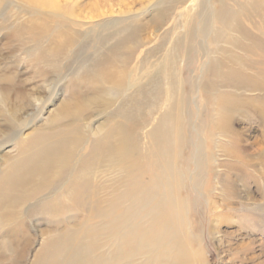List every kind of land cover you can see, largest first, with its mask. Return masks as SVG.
Returning a JSON list of instances; mask_svg holds the SVG:
<instances>
[{"label":"bare ground","instance_id":"6f19581e","mask_svg":"<svg viewBox=\"0 0 264 264\" xmlns=\"http://www.w3.org/2000/svg\"><path fill=\"white\" fill-rule=\"evenodd\" d=\"M186 1L173 0L176 6ZM214 1L218 4L217 9L202 11L203 7L194 13L195 16L187 15L181 21H175L174 28L180 27L182 34L173 36L169 49L167 47L162 54V63L159 61V69L153 71L149 63L140 75L146 78L145 85L151 88H139L134 92L137 96L130 99L131 107L126 110L119 107L115 111L122 121L118 122L115 130L106 132V136L114 134L116 143H105L102 136H97L84 154L78 148L85 131L80 127L83 125L81 119L92 108L90 103L101 99L110 102L104 95L91 98L92 102L74 100L75 108L71 112L65 105L58 109L54 119L59 114L76 118L74 126L68 130V137H60L63 140L55 141V144L43 143V135L36 132L30 139L17 141L19 155L31 146L36 147L31 148L24 158L21 159V155L4 166L0 177V220L4 218L1 209L11 205L18 207L35 198L56 179L60 180L63 171L70 173L59 193L69 204L65 210H76L83 216L82 220L69 226V230L65 227L48 239L41 249L44 250L43 256L39 258L37 254L38 259L33 264H138L136 261L139 258L143 261L141 264H164L171 258L174 242L182 245L178 256L186 258L179 264L195 261L202 254L203 248H196L189 238L191 222L187 211L194 200L190 189L199 187L203 195L208 194L209 175L213 172L215 161L212 149L230 155L227 146L240 142V131L235 123L248 122L252 113L264 123V105L255 106L252 102L253 98L262 95L264 85V22L245 21L235 9L240 7L239 0ZM250 2L247 4L252 15L262 16L264 20V0ZM36 4L53 7L51 0ZM166 17L168 15L161 19ZM253 22L257 24H254L257 31L251 29ZM127 27L119 28L114 34L122 33ZM64 39L63 46L67 48L72 39ZM131 39L132 45L126 47L117 69L113 68L116 56L112 55L116 52L112 49H116L125 38H118L111 48H107L110 51L106 58L109 70L105 66L88 70L83 78L86 89L93 88L99 92L104 89L101 86L108 83L116 97L125 96L128 82L126 66L132 61L135 48L141 45L135 34ZM237 48L245 56L238 55ZM58 49L60 46L49 53L50 57H59ZM41 53L36 57L40 63L47 59L45 52ZM203 56L206 60L201 62ZM143 60L147 61V57L142 58L139 65ZM44 69L38 66L41 73L38 75H43ZM194 69H198L196 75L193 74ZM130 78L136 81L137 76L133 73ZM0 88L6 89L5 86ZM0 93L5 94L6 91ZM194 93L204 100L196 110L190 102ZM142 102L145 104L141 105ZM191 104L193 107H190ZM142 106L146 108L145 115L151 112L159 115L154 124L140 134L147 141L133 143L135 129L141 131L150 123L140 115L144 113ZM201 109L204 116L200 117ZM182 110H186L187 118L180 121ZM20 126V122L12 118L7 124L10 132ZM191 131L197 135L196 153L193 162L184 164V158L175 148L186 134L191 136ZM133 151L135 154H131ZM261 173L264 176V166ZM232 186L233 183L228 181L223 189L232 192ZM208 209L206 231L214 238L215 215L210 207ZM10 214L7 216L9 219L16 218V214ZM144 215L153 216L155 223L140 229L138 225ZM165 215L168 225L162 222ZM172 223H177L173 229L170 228ZM178 260L180 257H173L168 263L177 264Z\"/></svg>","mask_w":264,"mask_h":264},{"label":"rangeland","instance_id":"374dc122","mask_svg":"<svg viewBox=\"0 0 264 264\" xmlns=\"http://www.w3.org/2000/svg\"><path fill=\"white\" fill-rule=\"evenodd\" d=\"M51 1L53 7L41 6L28 0H0V86L6 88H0V92L6 91L5 94L0 93V177L9 161L21 155L20 158H24L31 148L36 147L31 146L19 155L16 147L18 140L30 139L36 132L43 135V143L49 144H55V141L68 137V130L74 126L73 120L76 118L59 114L54 119V115L62 105L70 112L74 110L76 99L89 102L91 98H99V95L110 99V102L103 97L107 102L102 99L98 102L91 101L92 108H89L81 119L83 125L80 127L85 131L78 142L80 153L84 154L89 150V145H93L97 136H102L105 143H116L114 134L106 136V132L115 130L118 122L122 121L120 114L115 111L119 107H123L122 110L131 107L130 99L137 96L134 92L139 88H151L145 85L146 78L140 75L149 63L153 71L159 69V61L165 49H169L173 36L182 34L180 27L174 28L175 21H181L187 15H194L203 7L202 11L218 8L214 0H187L179 6H176L173 0ZM247 1L239 0L240 7L235 8L236 12L245 21L264 22L262 16L255 13L252 15L247 4L251 3V0ZM166 15L168 17L161 19ZM254 24L256 22L251 24V29L257 31L258 28L256 29ZM123 26L128 27L115 35V31ZM134 34L138 36L141 45L135 48L134 54L132 53L134 57L126 66L125 75L128 74V82L125 96L116 97L108 83L101 86L104 91L86 89L83 78L88 70L103 66L109 70L106 58L110 51L107 48H111V44L116 43L118 38H125L116 49H112L116 52L112 55L116 56L113 68L120 67L124 51L127 46L132 45L131 36ZM64 38L72 39V44L67 48L63 46L66 40ZM59 46L60 49L56 51L60 53L57 57L59 60L50 57L49 53ZM236 51L238 55L245 56L241 49L237 48ZM41 52H45L44 56L47 58L42 63L36 61ZM144 57H147V61L143 60L139 65ZM205 60L206 57L203 56L201 62ZM38 66L40 69L45 68L43 75H38L41 74ZM197 70L194 69V75ZM133 73L137 76L136 81H131L130 76ZM262 88L264 90V85ZM263 90L262 95L253 98L255 106L264 105ZM203 101L196 93L190 100L195 105L194 110L200 108ZM140 104L144 105L145 102ZM141 111L144 113L140 115L150 123L141 131L135 129L137 135L135 134L133 143L147 141L140 134L153 125L159 115L152 112L145 115L144 107ZM185 112L182 110L180 121L183 120L181 118L186 120ZM203 114L204 110L201 109L200 117ZM11 118L20 122L21 126L10 132L7 124ZM249 118L248 122L234 124L240 131V142L232 147L227 146L231 151L229 156L216 148L212 149L215 161L213 172L209 175V191L206 194L208 198L198 190L199 187L190 189L194 200L191 209L187 211L191 222L188 228L189 238L196 248H203V252L188 264H264V176L261 173L264 166V123L259 122L254 113ZM184 127L186 129V124ZM189 133L191 136L186 134L175 148L184 158V164L193 162L196 153L194 146L197 135L192 131ZM63 135L64 138H60ZM131 154H135V151ZM75 155L77 158V154ZM115 172L116 170L109 175ZM60 176V180L56 179L47 190L39 192L35 198L26 200L18 207L11 205L5 207L7 210L1 209L4 218L0 220V264H33L38 257L43 256L44 250L41 249L45 247L48 239L65 227L69 230V226L82 220L83 216L76 210H65L69 204L59 193L63 190V183L68 181L70 173L63 171ZM228 181L229 184L233 183L232 192L223 189ZM189 183L190 181V186ZM209 207L215 215L214 238L206 231ZM11 212L16 214L15 219L7 217ZM166 218L167 215L163 217L162 222L168 225ZM149 223H155V218L144 215L138 226L142 229ZM176 225L177 223H172L170 228L173 229ZM181 246L180 242L171 245V258L162 260L164 264L171 263L173 257H180L177 264L180 261L185 262V257L181 259V256H178ZM137 261L138 264L143 263L140 258Z\"/></svg>","mask_w":264,"mask_h":264}]
</instances>
